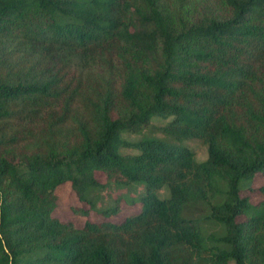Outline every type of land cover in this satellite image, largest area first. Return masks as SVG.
<instances>
[{
	"label": "trees",
	"instance_id": "1",
	"mask_svg": "<svg viewBox=\"0 0 264 264\" xmlns=\"http://www.w3.org/2000/svg\"><path fill=\"white\" fill-rule=\"evenodd\" d=\"M221 2L0 0V264H264V0Z\"/></svg>",
	"mask_w": 264,
	"mask_h": 264
},
{
	"label": "rangeland",
	"instance_id": "2",
	"mask_svg": "<svg viewBox=\"0 0 264 264\" xmlns=\"http://www.w3.org/2000/svg\"><path fill=\"white\" fill-rule=\"evenodd\" d=\"M195 3H197L199 6V9L206 7L210 8L213 13H217L221 16H227V10L223 6L221 0H192ZM70 72L72 74L75 72H78V69L72 65ZM153 123L157 125H161L164 123L163 120L155 119L153 120ZM144 135H149L150 131L147 128L144 133ZM158 136V135H157ZM126 138L130 140H137L139 139L136 135H125ZM185 145L194 153L195 158L197 161H203L206 157V148L204 144L201 141L198 140H191L185 143ZM123 153H133L131 150H123ZM95 177L100 183H106L105 176L102 173H95ZM264 184V178L260 175H257L253 181L250 184L251 191L244 190L242 192V196L248 197L250 202L252 204H258L262 198L261 195L258 192V188L261 187ZM54 194L56 196L55 201V208L52 211V216L55 218H58L61 221L65 222H71L75 227L80 228L82 227L86 222H98L102 221L103 218L95 214L94 212H89L87 215H76L73 210L82 208L87 209V206L84 204H81L78 199L76 198L74 192L71 189V186L69 183H64L57 187L54 191ZM137 193H129L127 195L126 190H120V191H114V192H104L103 196H109L106 197L107 200L103 201L101 203L103 206L113 205L115 202L119 212L114 216V220L120 221L127 215L135 214L138 211V207L136 205H129L125 198L126 197H136ZM105 198V197H104ZM202 213H198V211H194V217L201 219L203 215H205V211L203 212V208H200ZM241 221L242 218H239ZM202 229L205 232L208 233H217L219 232V228L210 221L201 220L200 223Z\"/></svg>",
	"mask_w": 264,
	"mask_h": 264
}]
</instances>
